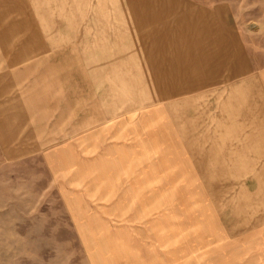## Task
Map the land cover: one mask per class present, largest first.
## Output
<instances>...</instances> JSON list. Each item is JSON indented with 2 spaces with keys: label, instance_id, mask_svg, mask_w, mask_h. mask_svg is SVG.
Returning a JSON list of instances; mask_svg holds the SVG:
<instances>
[{
  "label": "rangeland",
  "instance_id": "obj_1",
  "mask_svg": "<svg viewBox=\"0 0 264 264\" xmlns=\"http://www.w3.org/2000/svg\"><path fill=\"white\" fill-rule=\"evenodd\" d=\"M43 69L77 192L30 206L46 143L0 141V264H264V0H0V79Z\"/></svg>",
  "mask_w": 264,
  "mask_h": 264
},
{
  "label": "crops",
  "instance_id": "obj_2",
  "mask_svg": "<svg viewBox=\"0 0 264 264\" xmlns=\"http://www.w3.org/2000/svg\"><path fill=\"white\" fill-rule=\"evenodd\" d=\"M46 73L47 70L43 69L36 70L32 75H28L27 77L23 76V78H27V80L23 82L25 88L21 95V99L24 100L25 98L27 101L26 106L24 101L22 103L19 99H15V95L11 92L12 86L15 84L13 78L8 76L4 81L0 79L1 87H5L4 91L3 88L0 90V141L7 142L18 140V138L15 137L18 134V125L26 124L27 119L35 121L33 124L37 127V130L34 129V126L31 127L29 124L31 128H27V131L22 132V140L46 144L42 145L43 150L38 149L34 152H30L26 157L27 159L24 158L23 160L28 161L29 167L32 168L36 163L33 159L35 153H39L36 155L39 157V162L44 169V177L43 179L41 178L36 185H29V193L27 195L29 205L60 207L63 205L64 197L68 196L67 199L71 200L73 197L71 194L77 192V186L75 185L76 181H63L62 179V170L65 171L62 159L68 158L71 160L70 174H76L74 163L77 155L76 143L78 142V124L75 117L76 114L71 111V109H73L71 98L61 101L62 96H60L57 100H54L53 95L49 94L47 100L45 98L44 101H41L46 95L45 87L49 85V77L46 76ZM36 92H38L37 101H35L34 96ZM40 95L41 97H39ZM63 108H66V112L70 111V113H64ZM40 109H43L44 112L41 113ZM63 119L66 120L64 127L62 126ZM16 120H18L19 123L17 125L12 124ZM102 125L104 126L99 130L100 133H103V130H105L106 124L102 123ZM96 131H98V129H96ZM26 135L28 137H24ZM91 136L92 135L89 134L86 138L90 139ZM112 147L113 145L104 143L101 148L106 150L107 153V150H111ZM3 154L6 158L14 157L13 150H6ZM29 173H32V171H29ZM55 178L58 180L56 181ZM23 187H25L24 190L26 193V183ZM25 199L24 197L23 200L25 201ZM58 212H60V210H58ZM54 220H56V218H54Z\"/></svg>",
  "mask_w": 264,
  "mask_h": 264
}]
</instances>
